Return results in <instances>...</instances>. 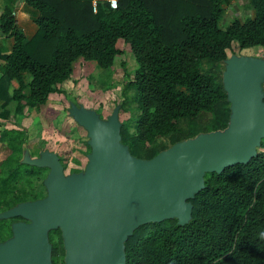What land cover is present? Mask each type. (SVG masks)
I'll return each instance as SVG.
<instances>
[{
    "label": "trees",
    "instance_id": "obj_1",
    "mask_svg": "<svg viewBox=\"0 0 264 264\" xmlns=\"http://www.w3.org/2000/svg\"><path fill=\"white\" fill-rule=\"evenodd\" d=\"M19 1L5 0L0 13V32L13 39L8 53L0 47V125H20L25 109L60 92L79 58L111 68L123 53L121 40L136 62L121 91L122 109L137 113L119 123V143L137 159L227 128L233 114L223 82L227 50L233 42L239 49L264 48V0H248L250 14L223 24L224 6L232 0H116V8L108 0H23L36 26L30 36L15 17ZM259 86L264 103V77ZM0 142L1 246L13 237L14 224L29 222L1 214L43 199L34 186L49 168L21 162L24 127H2ZM65 154L57 152L63 171ZM202 179L185 198L190 215L184 222L172 216L131 229L122 241V264H264L263 137L248 160L205 171ZM46 236L51 264H65L60 227L48 228Z\"/></svg>",
    "mask_w": 264,
    "mask_h": 264
},
{
    "label": "water",
    "instance_id": "obj_2",
    "mask_svg": "<svg viewBox=\"0 0 264 264\" xmlns=\"http://www.w3.org/2000/svg\"><path fill=\"white\" fill-rule=\"evenodd\" d=\"M105 1V0H99ZM264 61L228 58L223 82L233 112L222 131L197 135L150 160L131 157L119 143L116 112L105 122L93 111L71 112L90 135L89 162L82 173L65 176L59 157L43 151L21 162L49 168L41 200L17 205L2 216L21 215L13 237L0 246V264H51L48 228L60 227L65 264H122V241L139 224L189 217L185 198L202 187L205 171H221L255 154L264 137V103L259 81Z\"/></svg>",
    "mask_w": 264,
    "mask_h": 264
},
{
    "label": "rangeland",
    "instance_id": "obj_3",
    "mask_svg": "<svg viewBox=\"0 0 264 264\" xmlns=\"http://www.w3.org/2000/svg\"><path fill=\"white\" fill-rule=\"evenodd\" d=\"M244 3H248V0H232L230 6H224L221 24L234 19H242L246 14H250L251 11L245 7ZM19 26L25 28L26 33H29L30 22ZM117 47L122 49L123 53L116 57L111 68H100L94 61H85L79 58V61L77 60L73 64L70 79L58 86L60 92L50 94L46 103L37 108L25 109L24 114L20 116V125L4 122L6 125H0V131L2 127H24L27 142L23 145V150L29 160L40 158L43 151L55 154L64 151V153H68L65 154L67 155V168L63 171L64 175L68 176L72 168H77L79 169L78 173L84 174L82 170L89 162L90 149L92 148L87 146L90 135L71 111L74 108L93 111L90 113H94L102 122H105L115 112L119 122L137 113L136 110L131 112L122 109L123 95L121 93L125 83L133 75L136 62L129 48L121 40L117 42ZM227 55L229 59L249 56L264 61V48L239 49L237 43L233 42L231 49L227 50ZM27 80L28 77H25V81ZM127 93L129 98L134 95L132 89L127 90ZM130 104L131 106L136 105L132 101ZM1 147L2 143L0 142V150ZM72 156L78 158L80 164H76L72 158L70 159ZM34 188L42 190L44 195L47 194L44 180L36 182Z\"/></svg>",
    "mask_w": 264,
    "mask_h": 264
},
{
    "label": "crops",
    "instance_id": "obj_4",
    "mask_svg": "<svg viewBox=\"0 0 264 264\" xmlns=\"http://www.w3.org/2000/svg\"><path fill=\"white\" fill-rule=\"evenodd\" d=\"M4 5H5V0H0V13H1ZM32 14H33V11L25 5L23 0L17 2V5L15 6V17L17 19L18 25L29 24V22H30L29 33H26L25 28L22 27L26 36H30L36 30V26H35L34 22L32 21ZM12 44H13V39L0 32V47L2 48V50L5 53H8L10 51ZM78 61H79V59H78ZM3 64H4V61L0 59V70L3 66ZM0 74H1V71H0ZM12 84H13V86H17V83L15 80L12 81ZM1 125L5 126L6 124L4 122H1ZM6 128H10V127H6Z\"/></svg>",
    "mask_w": 264,
    "mask_h": 264
},
{
    "label": "built area",
    "instance_id": "obj_5",
    "mask_svg": "<svg viewBox=\"0 0 264 264\" xmlns=\"http://www.w3.org/2000/svg\"><path fill=\"white\" fill-rule=\"evenodd\" d=\"M108 1L110 3V7L111 8H116V6H117V1L116 0H108Z\"/></svg>",
    "mask_w": 264,
    "mask_h": 264
}]
</instances>
